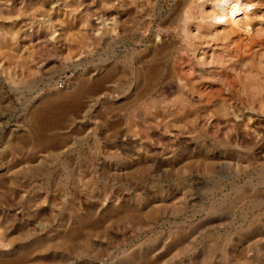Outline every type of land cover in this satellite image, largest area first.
I'll list each match as a JSON object with an SVG mask.
<instances>
[{
    "label": "rangeland",
    "instance_id": "1",
    "mask_svg": "<svg viewBox=\"0 0 264 264\" xmlns=\"http://www.w3.org/2000/svg\"><path fill=\"white\" fill-rule=\"evenodd\" d=\"M214 1L0 0V264H264V45Z\"/></svg>",
    "mask_w": 264,
    "mask_h": 264
},
{
    "label": "bare ground",
    "instance_id": "2",
    "mask_svg": "<svg viewBox=\"0 0 264 264\" xmlns=\"http://www.w3.org/2000/svg\"><path fill=\"white\" fill-rule=\"evenodd\" d=\"M247 2L245 0H216L213 3L212 13L208 17L212 21L211 26L214 27L215 39L226 40L227 44L228 42H234V39H237L235 49L244 53L252 50L255 46L261 47L264 45V38H254L255 24L252 22L253 18L248 14L252 4ZM253 4L255 3L253 2ZM189 10L190 9L185 8L184 12L190 14ZM167 49L168 46H165L161 51L164 50L165 52ZM238 61L239 59H236L233 65ZM182 81L183 80L179 75L177 77V83L182 85ZM222 83H224L228 92H234V90H231L230 86L233 81L224 78ZM191 88H194V85H192ZM219 92L221 93V89L218 90V93ZM206 93L211 94L213 91L209 88V91ZM34 125H37L36 120L34 121Z\"/></svg>",
    "mask_w": 264,
    "mask_h": 264
}]
</instances>
